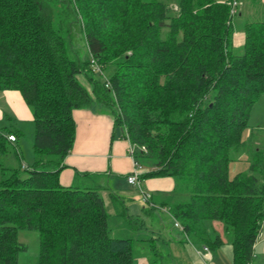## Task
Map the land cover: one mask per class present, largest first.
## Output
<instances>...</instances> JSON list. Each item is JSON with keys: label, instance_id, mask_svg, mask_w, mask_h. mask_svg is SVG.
<instances>
[{"label": "trees", "instance_id": "trees-1", "mask_svg": "<svg viewBox=\"0 0 264 264\" xmlns=\"http://www.w3.org/2000/svg\"><path fill=\"white\" fill-rule=\"evenodd\" d=\"M58 1L0 0V89L19 90L32 110L36 152L32 166L3 171L0 264H18L27 250L20 229L39 233L35 264H139L138 241L159 256L152 263L161 261L160 236H114L98 189L59 182L76 139L74 110L94 102L109 109L126 139L146 147L137 151L147 169L140 180L169 176L183 189L186 199L170 210L150 192L146 217L165 207L187 240L214 249L222 239L212 240L206 223L220 221L233 264L252 262L264 226V147H249L243 133L264 92V21L247 23L237 48L232 0H175L178 9L172 0H69L66 12ZM76 25L81 47L70 34ZM12 131L17 139L22 133ZM9 134L0 130L2 154L12 146ZM242 151L250 165L231 176ZM111 198L124 223L138 234L147 229L145 217Z\"/></svg>", "mask_w": 264, "mask_h": 264}, {"label": "crops", "instance_id": "crops-1", "mask_svg": "<svg viewBox=\"0 0 264 264\" xmlns=\"http://www.w3.org/2000/svg\"><path fill=\"white\" fill-rule=\"evenodd\" d=\"M0 103H3V107H0V130L6 134L15 133L12 131L13 129L23 132L24 123H34L35 125L32 110L19 90L0 89ZM74 118L77 124L76 139L72 151L61 163L58 175L59 182L63 187L98 189L106 206L107 203L111 205L113 213H117V209L111 195L119 196V201L124 202L129 215L137 218L145 217L148 223L146 233L144 230H139L142 233L139 232L136 237L143 240H148L152 236L162 238L157 243L161 252L165 250L166 253L165 257L163 255L161 257L163 259L156 264H233V246L222 222L208 221L206 223L208 236L212 240L218 236L222 239L221 244L216 245L215 249L202 242L187 240L184 232L175 226V218L165 207L170 210L171 205L181 200L184 201L186 196L181 194L183 196L181 197L178 194L176 181L173 177L142 179V188L153 194V200H156L154 202L165 207L161 212H154L152 219L146 217L145 206L137 213H133L127 202V197L132 194L128 196L131 192L127 193L130 190L126 186L139 189L128 182V175L134 169V160L129 154L130 141L124 137L122 129L116 126L114 116L107 107L94 102L90 107L74 110ZM17 141L18 139L12 142L16 148ZM248 158V151H242L237 160L231 162L230 175L234 176L241 168L234 162L240 163ZM24 163L22 161L21 164ZM27 166L30 165L27 164ZM248 166L249 163L244 170ZM146 170L144 167L142 172ZM109 214L111 215L110 212ZM186 240L189 242L188 244ZM147 245L148 241H138L135 252L137 248H145ZM204 246L211 249L212 254L209 258L203 254ZM135 252V260L139 264H155L147 254L139 251L136 254ZM252 264H264V226L254 246Z\"/></svg>", "mask_w": 264, "mask_h": 264}, {"label": "rangeland", "instance_id": "rangeland-1", "mask_svg": "<svg viewBox=\"0 0 264 264\" xmlns=\"http://www.w3.org/2000/svg\"><path fill=\"white\" fill-rule=\"evenodd\" d=\"M219 1H227V0H219ZM238 1H239V6H238L239 12L235 14L233 21L236 30L237 29L239 30L236 32L234 36V45L237 48H243L245 43V34L243 31L244 29L243 27L250 22L264 21V0H238ZM169 3L170 5L174 6L175 9H178L175 0L169 1ZM68 5H69V0L58 1V6H60L62 11L64 12H66V10L69 8ZM68 12L69 11H67V13ZM67 19L69 20L71 18H67ZM66 24H68V22ZM70 34L73 36V38L76 39L77 44L81 47L84 43L82 39V37L84 36L79 26L76 25L74 28H72L70 30ZM114 70H115V66H111L109 72L111 73ZM109 72L108 70L106 72V76L108 78L110 74ZM81 79L82 81H84L85 85L89 89H91V86L87 82V80L84 79L82 76ZM0 107H3V103H0ZM117 107L119 109V105ZM23 130H22L23 132L18 136V141L16 142L17 148L12 145L8 153H4V154L0 153V182L3 178L4 169L19 168L21 167L22 161L30 166H32L33 163L35 162L36 152L34 149V135H35L34 123H24ZM243 139L246 142L250 143L249 147H251L253 144H254L253 148H255L256 146L264 147V92L259 95L258 99L256 100L253 106L248 127L245 129L243 133ZM249 156L250 155L248 154V157ZM234 163L239 164V167H241L239 169L240 170L239 172L246 171L248 168L245 170L244 168L248 163L250 165V158H248V160L245 159L243 161H240V163L237 162ZM126 188L130 190L127 193L131 192L130 194H128V196L132 194L131 196L127 197L128 200L127 202L131 206L133 213H137L144 206L146 207V203H143V201L141 200L140 190H136L135 188L130 186H126ZM176 188L178 190V194L181 195L182 194L181 191L183 190L181 188V185L179 186L177 185ZM181 197L183 196L181 195ZM107 208L111 213L110 220H111L112 234L116 237L136 238V236L138 235L137 231L132 229L126 223H124V219L122 220L121 216L118 215V213H113V209L111 208V205H108V203H107ZM144 233H146V230H144ZM18 237H19V241L27 246V250L23 251L19 255L18 264H35L40 253L39 233L34 230L20 229ZM186 243L188 244L189 242L186 240ZM138 251L143 254H147L149 259L151 260L152 259L160 260L159 256L153 255L148 245L145 248H141V249L137 248L135 253L137 254ZM162 253L165 257V253H166L165 250L162 251Z\"/></svg>", "mask_w": 264, "mask_h": 264}, {"label": "built area", "instance_id": "built-area-1", "mask_svg": "<svg viewBox=\"0 0 264 264\" xmlns=\"http://www.w3.org/2000/svg\"><path fill=\"white\" fill-rule=\"evenodd\" d=\"M230 4H231V13H232V15L238 13L239 12V10H238L239 1L238 0H232L230 2ZM8 138L12 142H15L17 140V137H16L15 134H9L8 135ZM138 150L147 151V149H146L145 146L139 147L136 144L130 142L129 154H130V156L134 160V169H133L132 173L128 175V182L130 184H133L137 188H139V190L141 191V194H142V201L144 203H146V202H150V200H151V193L145 191L142 188V186H141L140 175L142 173L143 167H142V164L138 161V158H137V151ZM23 167L26 168L28 166H27V164L24 163L23 164ZM175 226L184 232L183 225L177 219L175 220ZM203 254L205 256H208V258H209L211 256V254H212L211 253V249L208 246H204V252H203ZM247 264H252V262L250 261Z\"/></svg>", "mask_w": 264, "mask_h": 264}]
</instances>
